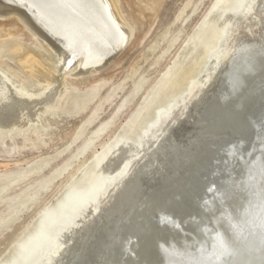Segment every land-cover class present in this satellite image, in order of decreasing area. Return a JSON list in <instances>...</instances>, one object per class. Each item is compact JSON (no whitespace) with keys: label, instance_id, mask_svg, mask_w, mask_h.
<instances>
[{"label":"bare ground","instance_id":"bare-ground-1","mask_svg":"<svg viewBox=\"0 0 264 264\" xmlns=\"http://www.w3.org/2000/svg\"><path fill=\"white\" fill-rule=\"evenodd\" d=\"M209 12L187 87L172 70L133 115L130 137L76 160L68 192L10 264H264V0H220ZM8 15L50 60L18 46L16 62L0 61V136L26 133L36 147L50 120L85 107L79 80L120 53L130 26L116 0H0ZM165 88L173 94L148 111Z\"/></svg>","mask_w":264,"mask_h":264},{"label":"rangeland","instance_id":"rangeland-1","mask_svg":"<svg viewBox=\"0 0 264 264\" xmlns=\"http://www.w3.org/2000/svg\"><path fill=\"white\" fill-rule=\"evenodd\" d=\"M219 1L116 0L130 26V41L99 72L79 80V95L88 99L85 107H75L50 120L36 147L23 143L26 133L1 134L0 163L6 166L0 168V186L6 185V189H0V264H10L16 258L21 245L38 231L41 217L68 192L63 180L76 160L88 156L93 144L95 155H103L117 138L134 133L130 127L133 115L166 74L175 70L176 87H187L194 76L187 61L196 29ZM42 43L17 16H0V61L16 62L12 50L24 46L48 62L50 55ZM172 94L171 88L160 91L148 111L164 104ZM112 127L114 135L107 139L106 132ZM99 128V134L89 139V133ZM93 158L74 177L90 170ZM46 160L49 163L42 166ZM24 172H29L27 177L19 178Z\"/></svg>","mask_w":264,"mask_h":264},{"label":"water","instance_id":"water-1","mask_svg":"<svg viewBox=\"0 0 264 264\" xmlns=\"http://www.w3.org/2000/svg\"><path fill=\"white\" fill-rule=\"evenodd\" d=\"M30 256V255H29ZM26 264H33L32 262L29 261V259L26 260Z\"/></svg>","mask_w":264,"mask_h":264}]
</instances>
